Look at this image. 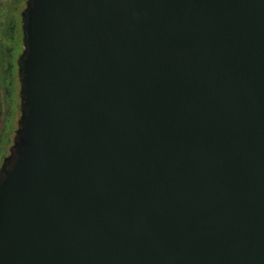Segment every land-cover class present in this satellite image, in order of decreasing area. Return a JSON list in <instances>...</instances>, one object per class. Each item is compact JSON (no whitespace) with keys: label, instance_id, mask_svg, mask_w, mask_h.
<instances>
[{"label":"water","instance_id":"1","mask_svg":"<svg viewBox=\"0 0 264 264\" xmlns=\"http://www.w3.org/2000/svg\"><path fill=\"white\" fill-rule=\"evenodd\" d=\"M0 264H264V0H26Z\"/></svg>","mask_w":264,"mask_h":264},{"label":"rangeland","instance_id":"2","mask_svg":"<svg viewBox=\"0 0 264 264\" xmlns=\"http://www.w3.org/2000/svg\"><path fill=\"white\" fill-rule=\"evenodd\" d=\"M25 3L26 0H0V27L9 16L18 19ZM19 43L22 45L21 37ZM21 48V46H18L15 52L19 53ZM4 85L3 74L0 71V165L3 157L8 153L9 146L12 144L14 131L17 127L16 122L19 117V85L16 84V88L12 91L10 105L6 104L5 101ZM9 111H11V114Z\"/></svg>","mask_w":264,"mask_h":264},{"label":"flooded vegetation","instance_id":"3","mask_svg":"<svg viewBox=\"0 0 264 264\" xmlns=\"http://www.w3.org/2000/svg\"><path fill=\"white\" fill-rule=\"evenodd\" d=\"M13 18L14 17L12 16L6 18V20H4L3 24L0 27V32L2 31V33L0 34V71L3 74V82L5 83L4 85L5 101L6 104L9 105H10V100L12 98L11 94L12 91L16 88V84H18L20 87L19 77L17 72L18 57L23 49V46L20 45L19 43L20 37L22 41L21 16L18 17L19 20ZM18 46H21L22 48L19 53H16L15 51ZM9 113L11 114V111H9ZM19 114H20V110H19ZM9 149L7 155L9 154Z\"/></svg>","mask_w":264,"mask_h":264}]
</instances>
